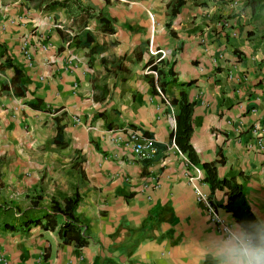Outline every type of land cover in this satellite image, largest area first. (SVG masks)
<instances>
[{
	"label": "crops",
	"instance_id": "0c3cea01",
	"mask_svg": "<svg viewBox=\"0 0 264 264\" xmlns=\"http://www.w3.org/2000/svg\"><path fill=\"white\" fill-rule=\"evenodd\" d=\"M77 1L0 0V264H230L226 250L241 246L211 224L185 173L199 169L243 245L201 164L242 185L264 227V8L185 0L174 17L170 0ZM181 94L199 165L172 140ZM132 132L154 140L151 159L133 154ZM75 194L77 230L63 235L54 203Z\"/></svg>",
	"mask_w": 264,
	"mask_h": 264
},
{
	"label": "trees",
	"instance_id": "16d2710c",
	"mask_svg": "<svg viewBox=\"0 0 264 264\" xmlns=\"http://www.w3.org/2000/svg\"><path fill=\"white\" fill-rule=\"evenodd\" d=\"M28 3H36L47 9L63 8L67 10L78 9L77 0H21ZM245 7H247L251 14L264 8V0H244ZM185 5V0H170L167 4V14L169 16H177L180 9ZM82 12L89 15L90 9L84 8ZM98 23L103 27V30L112 33L113 29L109 27L110 21L105 19H98ZM162 91V89L160 88ZM172 106L178 108L175 116V129L172 133V140L178 150L187 157V159L195 165H199L195 152L191 146V135L193 132L192 125V110L193 104L189 103L184 94H181L179 99L170 102ZM204 173L205 183L208 185L211 192L223 191L226 197L223 208L229 213L235 222L240 226L241 230L249 238L252 244H264V227L260 225L257 219L252 214L250 207L246 201L243 186L236 183L235 179L219 178L217 176L216 163H205L200 165ZM79 203V196H75L64 203L62 208L57 203H54V210L63 215L67 221L60 231L63 235L68 232H75L76 220L73 219V214ZM79 245L86 244L84 237H79L76 234L73 238Z\"/></svg>",
	"mask_w": 264,
	"mask_h": 264
},
{
	"label": "built area",
	"instance_id": "2783aa9c",
	"mask_svg": "<svg viewBox=\"0 0 264 264\" xmlns=\"http://www.w3.org/2000/svg\"><path fill=\"white\" fill-rule=\"evenodd\" d=\"M23 53L27 59H30L28 51L24 50ZM149 73L153 75V77H157L155 71H150ZM157 91L160 95H162L158 88ZM163 99L166 100L164 97ZM166 103L168 104L169 102L166 101ZM117 139L118 138H116L115 140ZM139 139H141L142 141L136 144ZM130 141L131 144H133L132 152L137 158L149 160L155 155L156 147L153 139L143 138L139 133L132 132L130 135ZM187 164L189 165L190 163L187 161ZM185 179L187 183L193 188L197 202L203 206L206 214L210 219L211 224L214 225L216 230L218 232H221L226 238L234 239L240 246H243V242H241L235 236V234L231 230V227L227 225L225 220L218 214L217 209L213 202H211L210 198L205 193H203L201 189V182L203 181V177L202 174H200L199 169H197L196 167L188 169V171L185 173ZM246 242L247 244L251 243L249 238L246 239Z\"/></svg>",
	"mask_w": 264,
	"mask_h": 264
},
{
	"label": "clouds",
	"instance_id": "9594fccd",
	"mask_svg": "<svg viewBox=\"0 0 264 264\" xmlns=\"http://www.w3.org/2000/svg\"><path fill=\"white\" fill-rule=\"evenodd\" d=\"M226 261L230 264H264V244L249 243L230 248L226 250Z\"/></svg>",
	"mask_w": 264,
	"mask_h": 264
}]
</instances>
